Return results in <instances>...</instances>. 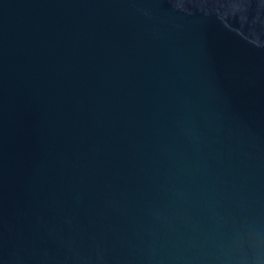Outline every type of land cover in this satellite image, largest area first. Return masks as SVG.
Instances as JSON below:
<instances>
[{"label":"water","instance_id":"1","mask_svg":"<svg viewBox=\"0 0 264 264\" xmlns=\"http://www.w3.org/2000/svg\"><path fill=\"white\" fill-rule=\"evenodd\" d=\"M0 264H264V0H0Z\"/></svg>","mask_w":264,"mask_h":264}]
</instances>
